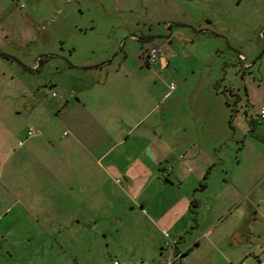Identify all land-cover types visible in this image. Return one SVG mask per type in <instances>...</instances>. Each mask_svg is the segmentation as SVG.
I'll use <instances>...</instances> for the list:
<instances>
[{"label":"rangeland","instance_id":"1","mask_svg":"<svg viewBox=\"0 0 264 264\" xmlns=\"http://www.w3.org/2000/svg\"><path fill=\"white\" fill-rule=\"evenodd\" d=\"M204 1L23 0L25 7L21 8L15 0H0V48L6 54L0 56V68L4 69L0 75V106L9 115L7 122L14 133L22 124L27 126L26 137L29 130L32 132L27 143L21 136L23 143L32 145V151L23 158L10 155L2 165L3 171L11 174L0 180V264H44L58 256L91 257L99 253H110L112 260L119 254H131L140 261V252L150 253L159 263L171 254L174 239L170 229L162 231L161 249L158 241L156 248L150 247L156 229L138 205L128 200L133 190L125 181L126 176L142 175L135 168L140 162L147 164L145 172L151 174L158 161L173 158L172 152L161 151L155 140L154 116L128 130L139 117L137 110L130 108L132 114L126 118L117 105L115 113L110 114L116 115L115 127L98 128L92 111L96 94L91 90L79 120L61 107L66 104V93L73 95L78 88L98 82L100 67H93L97 62L103 63L102 81L107 69L120 70L117 76L109 77L119 82H130L136 75L145 84L142 96L148 99L157 94L159 85L155 81H162L168 88L171 83L175 89L171 65L162 75L155 62L147 65L144 60L153 47L159 58V42L167 39L168 44L183 51L186 61L193 62L188 52L194 47L195 55L207 59L206 50L216 46L206 40L187 42L189 37L184 34V26L201 18L197 13L207 6ZM212 2L214 5L215 0ZM253 12L243 10L242 42L245 48H258L259 57L253 69H243L244 81L238 73L236 83L241 87L234 94L228 89L227 96L236 102L244 128L240 164L233 176L240 178L238 184L243 187L248 185V178L260 180L251 197L237 201L238 205L231 198L215 200L211 196L203 200L199 216L203 225L251 227L254 237L249 247L233 251L238 264H264V136L249 131L255 118L260 121L258 131L264 133V120L257 118L264 105V33H260L261 28L253 31L257 19L255 9ZM175 28L184 32L172 40ZM103 58L105 61H101ZM220 58L213 56L212 62ZM84 62L90 65H82ZM119 64H123L121 69ZM247 78L254 82L250 99L244 85ZM140 92L137 89L136 93ZM118 96L137 98L124 89ZM122 117L126 119L124 124ZM151 141L152 146L144 148ZM20 145L15 143L14 148L21 149ZM109 147L99 164L97 157ZM224 158L232 172L236 152L231 150ZM107 161L113 162L114 168H106ZM158 187L157 180L151 181L145 192L154 211L165 201ZM54 223L62 225L54 228ZM214 262L223 264L220 257Z\"/></svg>","mask_w":264,"mask_h":264},{"label":"crops","instance_id":"2","mask_svg":"<svg viewBox=\"0 0 264 264\" xmlns=\"http://www.w3.org/2000/svg\"><path fill=\"white\" fill-rule=\"evenodd\" d=\"M204 2L207 6L197 13L201 15V18L204 17V21H201V18L195 20L191 18L192 21L189 22V25L184 26L187 31L175 28V35H172L171 39H176L179 34L184 32L189 37L187 42L206 40L209 44L211 42V45L213 43L216 47H209L205 52L207 59L204 60L200 54L195 55L197 48L194 47L188 52V56L193 62L186 61L187 57L183 51L168 44V39L159 42L160 55L155 60L156 67L161 70L163 75L164 70L170 65L172 66V74L175 76L174 85H176L173 91H170L162 81L160 84L155 81L159 85L157 94L156 96L152 94L153 99H148V97L142 96V89H146L145 84L139 81L136 75L130 82H119L114 77L112 79L109 77L117 76L120 70L107 69L102 81L100 74L103 70V63L97 62L98 64L93 67H100L98 82L91 87L78 88L73 95L72 92L66 93L64 96L66 104L61 109L68 110L71 116L75 115L74 118L79 120L83 108L87 105V99L90 98L88 93L92 91L96 94L92 99V111L93 118L98 121L96 122L98 128L102 126L106 130L109 125H112L111 128L113 125L115 127L116 124L113 123V120L116 119V115L110 116V114L115 113L114 108L117 105L120 115L124 112L126 118L132 114L130 108L137 110L136 113L139 117L135 123L129 126L128 130L135 127L142 119L145 122L154 116V125L152 124V126L156 132L155 140L159 143L161 151L172 152L173 158L166 157L165 160L158 161L156 169L153 171L154 174L151 173L153 175L145 172L148 168L147 164L140 162L135 168H139L142 175L135 174L125 178L127 187L133 190L130 192L128 200L132 204L138 205L140 213L149 217L152 226L156 229L157 236L152 238L150 247L156 248L158 241V248L161 249L164 243L162 231L170 229L173 233L172 238L176 242L175 250L181 253L180 259L175 264H194L196 261L199 264L202 262L213 264L215 257H220L223 264H238V258L232 256L233 251L242 246L249 247L254 237L251 227L219 226L217 223L203 225L199 221V216L203 200H207L211 196H215V200L231 198L236 203L243 199L248 200L260 180L259 177L248 178V185L243 187L238 184L240 178L238 179L236 175L233 176L235 167L240 164L239 153L243 150L244 128L243 117L240 114L238 116L236 102L227 96V92L230 89L234 94L236 89L241 87L236 83L238 73L243 78L245 74L243 69L245 67L253 69L259 57L257 56L258 48L254 50L253 47L245 48L243 45L244 18L242 13L246 9L253 15V9H255L257 19L253 31L261 28L260 33H264V0H215L214 5L212 0ZM125 7L131 8L132 6ZM171 27L172 24L169 28ZM156 32L159 34L160 30ZM219 46L223 47L219 48ZM220 51H222L221 55ZM216 52L217 54H215ZM2 54L6 55L0 48V56ZM107 55L109 56L110 53ZM213 56H222V58L213 63ZM103 59L101 61H105L106 58ZM82 65L90 64L84 62ZM122 65L119 64L120 69ZM3 73L4 69L0 68V75ZM221 73H225V75L221 76ZM228 73H231V76L226 78ZM124 76L128 77V72H124ZM0 82L2 83L1 80ZM244 85L250 99V88H254V82L247 78ZM122 89L129 94L136 95L137 98H133V100L132 98H120L118 91L121 92ZM137 89L141 91L139 94L136 93ZM74 96L76 100L72 101ZM5 115L6 113L0 106L1 181L5 175L8 178L11 174V172L3 171L2 165L7 157L17 154L20 156L19 158H23L32 151V145L26 144L29 141L25 130L27 126L22 124L20 129L16 130L17 133H14V129H11L7 122L9 119L6 117L9 115ZM103 120H106L105 123H102ZM125 120V117H122L121 123L124 124ZM252 122L250 133L264 136V133L258 131L257 124L260 121L252 118ZM21 136L27 139L26 143H23ZM153 142L151 141L144 148L151 147ZM15 143L17 146L23 143L20 145L21 149L14 148ZM109 149L110 147L97 157L96 161L99 164H102L106 157L101 158ZM231 150L235 151L237 156V159L231 163L232 172L224 158ZM114 166L113 162L107 161L106 168H114ZM12 168L13 173L14 169H18L17 165ZM156 180L159 185L158 191L164 193L165 201L160 200L161 208L154 211L155 209L151 206L152 200L145 195V192L151 181ZM61 225V223H54L51 226L60 228ZM105 238L108 240V235ZM159 253L161 256L162 252L159 251ZM139 254L142 255L140 261L131 254H119V257L118 255L114 256V259L128 264H152L153 262V264H158L156 263L158 259L153 260L150 253L140 252ZM113 261L110 253H99L98 256L91 257L66 258L58 256L51 259L50 262L45 261L44 264H113Z\"/></svg>","mask_w":264,"mask_h":264},{"label":"built area","instance_id":"3","mask_svg":"<svg viewBox=\"0 0 264 264\" xmlns=\"http://www.w3.org/2000/svg\"><path fill=\"white\" fill-rule=\"evenodd\" d=\"M15 1L19 4V6H20L21 8H24V7H25V4H24L23 0H15ZM157 58H158V51H157V49H156L155 47H153V48H151V49L149 50L148 56H147L146 59L144 60V63L147 64V65H149V64L155 62V60H156ZM169 89H170V91H172V90L174 89V86L171 85V86L169 87ZM53 94H54V93H53ZM257 117H258L259 119L264 120V106H262V107L259 109V111H258V113H257ZM31 135H32V132L29 130V131L27 132V137H30ZM175 243H176V242H174V241L172 242V246H173L174 248L172 249L171 254H170L167 258H165L164 260H162L161 262H159L158 264H175V263L180 259V257H181V253H180V252H177V251L175 250ZM113 264H128V263H127V262H120V261H118V260H114V261H113Z\"/></svg>","mask_w":264,"mask_h":264},{"label":"trees","instance_id":"4","mask_svg":"<svg viewBox=\"0 0 264 264\" xmlns=\"http://www.w3.org/2000/svg\"><path fill=\"white\" fill-rule=\"evenodd\" d=\"M203 185V184H202Z\"/></svg>","mask_w":264,"mask_h":264}]
</instances>
